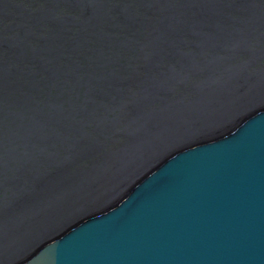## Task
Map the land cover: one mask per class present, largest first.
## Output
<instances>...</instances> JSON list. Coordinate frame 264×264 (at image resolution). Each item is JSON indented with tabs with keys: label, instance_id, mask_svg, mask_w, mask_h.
I'll return each instance as SVG.
<instances>
[{
	"label": "water",
	"instance_id": "1",
	"mask_svg": "<svg viewBox=\"0 0 264 264\" xmlns=\"http://www.w3.org/2000/svg\"><path fill=\"white\" fill-rule=\"evenodd\" d=\"M0 264H264V0H0Z\"/></svg>",
	"mask_w": 264,
	"mask_h": 264
}]
</instances>
